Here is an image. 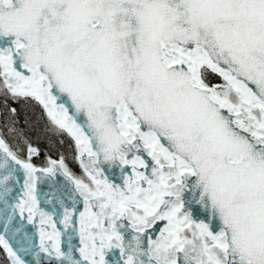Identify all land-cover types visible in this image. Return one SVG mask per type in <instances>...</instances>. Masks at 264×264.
Wrapping results in <instances>:
<instances>
[{
	"label": "snow or ice",
	"instance_id": "6c2138e0",
	"mask_svg": "<svg viewBox=\"0 0 264 264\" xmlns=\"http://www.w3.org/2000/svg\"><path fill=\"white\" fill-rule=\"evenodd\" d=\"M0 264H264V0H0Z\"/></svg>",
	"mask_w": 264,
	"mask_h": 264
},
{
	"label": "trees",
	"instance_id": "16d2710c",
	"mask_svg": "<svg viewBox=\"0 0 264 264\" xmlns=\"http://www.w3.org/2000/svg\"><path fill=\"white\" fill-rule=\"evenodd\" d=\"M35 115H38V113H35ZM37 132H39V130H37ZM34 142L38 143V146L41 148L42 151H46L49 146H52L54 151H53V155H55V151L59 150V151H64L70 154L71 149L70 147L65 144L63 148H61L59 145H54L53 144V139L51 137H45L43 135H37L33 137Z\"/></svg>",
	"mask_w": 264,
	"mask_h": 264
}]
</instances>
